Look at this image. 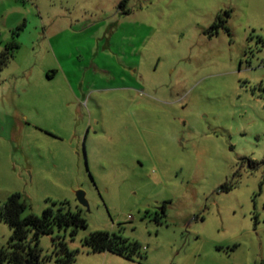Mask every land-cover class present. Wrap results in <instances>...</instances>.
Wrapping results in <instances>:
<instances>
[{"label":"rangeland","instance_id":"1","mask_svg":"<svg viewBox=\"0 0 264 264\" xmlns=\"http://www.w3.org/2000/svg\"><path fill=\"white\" fill-rule=\"evenodd\" d=\"M99 1L0 0V52L19 46L0 70V207L20 193L23 216L87 220L40 237L46 264L58 236L74 264H264V0ZM94 231L141 256L91 251ZM11 235L0 219V247Z\"/></svg>","mask_w":264,"mask_h":264},{"label":"trees","instance_id":"2","mask_svg":"<svg viewBox=\"0 0 264 264\" xmlns=\"http://www.w3.org/2000/svg\"><path fill=\"white\" fill-rule=\"evenodd\" d=\"M126 4L127 0H122L118 6L124 14L130 12L125 9ZM220 27L227 28L223 22L213 24L214 32L210 35L217 34ZM18 47L14 39L6 43L0 52V70L9 64ZM262 92L264 96V87ZM221 189L228 191L231 188L223 185ZM26 206V201L21 194L14 193L8 197L4 206L0 207V219L6 221L12 229L7 246L0 247V264H46L50 256L43 255L42 249L38 246L42 235L52 234L55 228L59 230L71 228V234H75L79 228L87 226V220L79 211L47 206L41 215L29 213L23 216ZM162 210V215L156 214L157 222H161V217L164 215V207ZM30 232L33 233L31 239L28 238ZM58 238L55 264H74L78 250L69 249L64 239L60 236ZM83 244L93 252L113 253L127 260H134L137 256H141V245L137 241H130L121 235L107 231L90 233L83 240Z\"/></svg>","mask_w":264,"mask_h":264},{"label":"crops","instance_id":"3","mask_svg":"<svg viewBox=\"0 0 264 264\" xmlns=\"http://www.w3.org/2000/svg\"><path fill=\"white\" fill-rule=\"evenodd\" d=\"M62 1H64L66 4H69L70 6H76V5H80V4H82L83 2H85V3H90L93 7L94 6H98L100 3V1L98 0H96V1H92L91 2V0H62ZM77 23L75 22V23H72L71 24V26L73 27L74 25H76ZM51 40H52V38H49L48 39V41H49V45L51 46V47H53L52 48V50H53V53H54V55H56L57 54V52L58 53H61L62 52V49H61V39L59 38V37H57L56 39H55V41H54V43H51Z\"/></svg>","mask_w":264,"mask_h":264},{"label":"water","instance_id":"4","mask_svg":"<svg viewBox=\"0 0 264 264\" xmlns=\"http://www.w3.org/2000/svg\"><path fill=\"white\" fill-rule=\"evenodd\" d=\"M77 198H78V201L83 204V205H87V202L86 200L84 199V193L83 192H78L77 194Z\"/></svg>","mask_w":264,"mask_h":264},{"label":"flooded vegetation","instance_id":"5","mask_svg":"<svg viewBox=\"0 0 264 264\" xmlns=\"http://www.w3.org/2000/svg\"><path fill=\"white\" fill-rule=\"evenodd\" d=\"M223 19L221 17L218 18V21H215L214 24H220L222 23Z\"/></svg>","mask_w":264,"mask_h":264}]
</instances>
